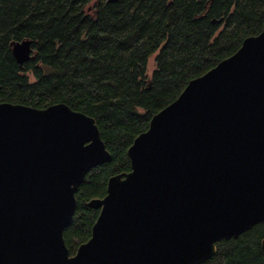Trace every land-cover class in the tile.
<instances>
[{
    "label": "water",
    "instance_id": "1",
    "mask_svg": "<svg viewBox=\"0 0 264 264\" xmlns=\"http://www.w3.org/2000/svg\"><path fill=\"white\" fill-rule=\"evenodd\" d=\"M32 46L12 43L20 66ZM128 157L71 255L78 189L111 160L97 122L65 103H0V264H203L264 223V30L192 80Z\"/></svg>",
    "mask_w": 264,
    "mask_h": 264
},
{
    "label": "trees",
    "instance_id": "2",
    "mask_svg": "<svg viewBox=\"0 0 264 264\" xmlns=\"http://www.w3.org/2000/svg\"><path fill=\"white\" fill-rule=\"evenodd\" d=\"M263 30L264 0H0V103H65L96 120L111 153L76 194L64 232L71 255L100 214L88 203L107 195L111 177L131 171L128 149L152 118ZM24 40L33 42V59L20 66L12 43ZM263 239L259 223L219 241L203 264H264Z\"/></svg>",
    "mask_w": 264,
    "mask_h": 264
},
{
    "label": "rangeland",
    "instance_id": "3",
    "mask_svg": "<svg viewBox=\"0 0 264 264\" xmlns=\"http://www.w3.org/2000/svg\"><path fill=\"white\" fill-rule=\"evenodd\" d=\"M156 54L152 55L149 59V64H148V74L147 76L150 78L153 74V72L155 71L156 69ZM31 77V81L33 82L35 79L33 76H30Z\"/></svg>",
    "mask_w": 264,
    "mask_h": 264
}]
</instances>
